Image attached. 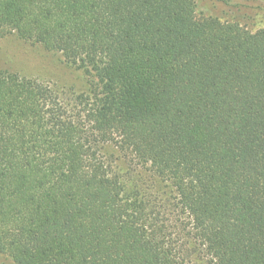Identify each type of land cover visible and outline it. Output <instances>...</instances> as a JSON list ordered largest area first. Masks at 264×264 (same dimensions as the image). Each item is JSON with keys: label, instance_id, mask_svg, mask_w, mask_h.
Segmentation results:
<instances>
[{"label": "trees", "instance_id": "trees-1", "mask_svg": "<svg viewBox=\"0 0 264 264\" xmlns=\"http://www.w3.org/2000/svg\"><path fill=\"white\" fill-rule=\"evenodd\" d=\"M0 255L14 264H264V28L197 0H0Z\"/></svg>", "mask_w": 264, "mask_h": 264}, {"label": "rangeland", "instance_id": "rangeland-1", "mask_svg": "<svg viewBox=\"0 0 264 264\" xmlns=\"http://www.w3.org/2000/svg\"><path fill=\"white\" fill-rule=\"evenodd\" d=\"M198 11L222 20L239 21L251 30L264 28V0H197ZM0 52L22 75L60 86L78 85L79 71L67 65L59 54L48 53L14 36L0 39ZM0 264H14L0 255Z\"/></svg>", "mask_w": 264, "mask_h": 264}]
</instances>
